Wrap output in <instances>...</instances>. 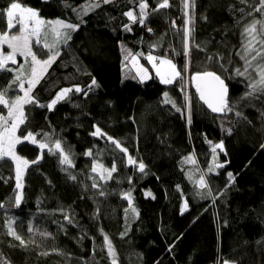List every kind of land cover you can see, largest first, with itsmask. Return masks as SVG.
Returning <instances> with one entry per match:
<instances>
[{
	"label": "trees",
	"instance_id": "obj_1",
	"mask_svg": "<svg viewBox=\"0 0 264 264\" xmlns=\"http://www.w3.org/2000/svg\"><path fill=\"white\" fill-rule=\"evenodd\" d=\"M18 2L46 21L80 25L67 44L59 45V57L33 90L39 105L50 103L64 88L79 86L87 95L73 91L51 111L25 106L27 120L18 135L37 134L48 148L61 140L73 166L62 165L58 152L21 143L17 152L28 161L43 157L27 170L17 207L15 162L0 160V264H112L104 235L111 240L117 264H264V94L246 97L249 81L235 75V69L244 70L240 55L245 26L264 19L253 11L259 0H194V9L189 0L187 56L183 0H169L170 6L159 11L153 9L163 0H147L144 25L124 15L132 10L138 16L139 0H111L87 14L86 5L97 0ZM9 3L0 0V10ZM0 30H6L4 16ZM32 49L39 59L48 58L42 44L34 42ZM125 50L142 64H151L149 54L170 59L183 74L188 65L191 123L182 77L172 84L161 83L157 76L140 83ZM206 71L225 78L231 112L214 115L199 99L192 76ZM14 75L0 71V89ZM93 78L98 87L89 89ZM165 92L176 107L164 103ZM20 94L14 86L6 98ZM0 115H7L2 105ZM96 127L127 148L137 165L128 164V155L106 137L91 135ZM220 142L226 155L218 149L217 161L225 166L208 173L212 145ZM89 149L91 156L86 155ZM188 156L196 163H184ZM141 161L143 173L138 170ZM94 163L106 168L115 163L118 171L100 182L91 171ZM202 172L211 196L194 183ZM125 193H131L138 216L126 214ZM185 201L187 210L181 214ZM10 221L24 245L8 234Z\"/></svg>",
	"mask_w": 264,
	"mask_h": 264
},
{
	"label": "snow or ice",
	"instance_id": "obj_2",
	"mask_svg": "<svg viewBox=\"0 0 264 264\" xmlns=\"http://www.w3.org/2000/svg\"><path fill=\"white\" fill-rule=\"evenodd\" d=\"M111 0H97L96 3L86 5L84 9V14H87L89 10H93L100 6V4H108ZM185 8L186 27L184 30V45L185 51L184 54L188 55V41L191 37V29L187 27L191 23V17H189L188 9L190 7L189 0H183ZM169 0H163L162 3H159L156 9L153 11H159L160 9L168 8ZM191 7L194 9L195 2L192 0ZM139 19L137 14L132 10H129L124 13L125 16L129 18L133 23H136L137 20L141 25L145 24V19L148 16V2L147 0H139ZM243 11V10H242ZM253 11L261 13L264 15V0H259L257 7ZM252 13L250 12L249 15ZM0 16L6 17V31L0 33V46L7 45L11 51L7 54L0 52V71L15 73L13 78L10 80L9 84L4 88L0 89V105L4 106L7 109V115H0V160L10 159L15 162V178H16V188L22 189L24 171L29 166V161L21 158L16 153L17 145L25 141H31L33 144H38V147L43 150L48 148L46 142H40L36 139L37 134L28 132L26 135H17L18 130L21 125H24L27 120L25 113V106L29 104L38 105L40 107H45L47 110L51 111L58 101L64 100L69 93L75 91L76 93H84L87 95V92H84L79 86H74L73 88H64L61 89L56 96L51 100L47 105H39L35 96L32 95L33 90L47 75L49 68L54 64L57 58L60 55L59 45L61 43L67 44L71 40V33L77 31L80 27L79 24L67 23L63 20L57 19L54 21H46L40 17L37 10L32 9L31 7L22 6L18 0H10V3L7 8L0 10ZM259 25V29L257 26ZM126 30L131 31L128 25L124 26ZM13 28H18V34H10ZM151 31V29H148ZM244 34H246L247 42L244 44V52L240 55V58L244 61V70L241 71L239 68L235 69V75L238 77H245L248 79L249 84L248 88L250 91L245 93L246 97L253 96L257 93L264 94V63L258 61H264V19L262 20H252V22L245 26ZM51 42H49V38ZM258 37H260L258 39ZM42 44V46L48 50V58L45 60L38 59L36 53L32 49V44ZM259 44L260 47L257 48L256 45ZM153 47H156L153 45ZM198 47V46H197ZM126 51V50H125ZM19 55L24 58V64H18L16 56ZM131 57L132 61H136V56L132 55L130 52L126 51L125 60H128ZM149 62H152L153 67L156 69L157 76L160 77L161 83L163 84H172L177 79L181 78V71L177 69V66L167 58H157L149 54L147 57ZM159 59V64L157 65L155 61ZM254 61L257 63L254 66ZM9 62L12 65H17V67H9ZM25 65L28 66L27 71L25 70ZM137 67V74L141 76V79L147 78V70L138 64L134 65ZM187 67V65H186ZM223 68V65H221ZM253 69L256 73L258 79L253 78L252 74L249 72V69ZM226 72L227 69H224ZM192 81L194 82L196 92L199 96V99L211 110L212 113L223 114L232 111V107L229 104L228 98V85L225 81V78H222L221 75H218L216 72L206 71L203 73H195L192 76ZM27 84V87H25ZM14 86H18V90L23 92L22 96H16L14 99L6 98L7 93L10 89H13ZM93 86L98 87L96 80L93 78L89 89ZM164 103L171 104L173 107H176L175 102L168 96V93H164ZM187 103V120L191 123V105L188 97L186 96ZM177 112H180V108H176ZM240 115V113H236ZM230 132V130H229ZM94 137H106L107 140L115 146L116 149H119L125 155H128L127 148H124L121 143L115 140L111 136H107L106 133H103L99 127L95 128V131L91 133ZM45 140L50 141L51 136L47 133L44 134ZM211 143V141H209ZM264 147V145H262ZM224 152L223 142L216 143L212 145L211 152L213 154V163L208 166L207 172L213 173L218 168H223L225 165L217 161V150ZM48 151L53 155L59 153L60 163L62 165L73 166L72 159L69 152H66L62 146L61 140L57 139L54 142V147L48 148ZM86 155L91 156L92 150L89 149ZM33 161L32 163H36ZM184 163L195 164L196 161L193 156L185 157ZM128 164L137 165V161L130 155H128ZM145 165L141 161L138 164V170L144 172ZM91 171L93 173H98L100 179L107 182L112 179L113 173L118 171L115 163L111 168H106L103 165L94 163ZM230 181H234V176L231 172L227 173ZM206 173H201L199 179L194 183L199 189H208L206 195L211 196V190L208 188L207 181L205 179ZM75 179V176L71 177ZM191 179V175L189 176ZM131 183V180H129ZM98 185L94 182L92 187H97ZM204 193L197 192L196 195H203ZM100 195H104L103 192ZM124 197L128 200L129 207L125 209L126 214L134 213L139 215L136 208L132 205L131 193H125ZM22 199V193H18L15 197V205L19 207ZM4 205L0 204V208H3ZM187 210V201L181 208V214ZM65 219L69 223H72L71 219L68 216H65ZM30 232L32 228L28 229ZM9 235L13 236L16 240L20 241L21 245H24V240L16 234L15 230L12 228V222H9ZM47 235V233H42ZM126 233H122L124 235ZM104 243L107 247L108 255L112 258V264H117V256L115 249L111 243V240L107 235H104ZM170 250V249H169ZM47 253H45L46 255ZM224 264H228L227 261Z\"/></svg>",
	"mask_w": 264,
	"mask_h": 264
},
{
	"label": "rangeland",
	"instance_id": "obj_3",
	"mask_svg": "<svg viewBox=\"0 0 264 264\" xmlns=\"http://www.w3.org/2000/svg\"><path fill=\"white\" fill-rule=\"evenodd\" d=\"M23 6V5H22ZM35 10V9H34ZM40 15V14H39ZM41 17V16H40ZM42 18V17H41ZM45 20V19H44ZM61 20V19H60ZM49 21H53V20H49ZM66 22V21H65ZM257 28L259 29V25L257 26ZM6 31V30H5ZM0 33H3L1 30H0ZM10 34H18V28H13L12 29V32L10 33ZM71 36H72V34H71ZM260 37H258V39H259ZM247 39H250V37L249 38H246V34H244V39H243V47H242V50H241V52H242V54H243V52H244V44L247 42ZM34 43V42H33ZM32 46H33V44H32ZM256 47L257 48H259L260 47V45L259 44H257L256 45ZM11 51V49H9L8 47H7V45H3V46H0V52H2V53H4V54H7V53H9ZM20 58L22 59V60H24V58L23 57H21V56H19V55H17L16 56V59H17V61H18V64H19V62H20ZM39 59V58H38ZM258 62H261V63H264V61H258ZM155 63L158 65L159 64V61H155ZM254 63V66H255V64L257 63V61H254L253 62ZM9 64H11L10 62H9ZM136 64H138L139 66H142L144 69H146L147 70V78H145V79H141V76L140 75H138L137 74V67L136 66H134V65H136ZM188 64V63H187ZM244 65V64H243ZM128 66H130L134 71H135V73H136V76H135V79L138 81V82H140V83H146V82H148L153 76H157V74H156V69L153 67V64H152V62H151V64L150 65H148V64H146V63H140V61H139V59H136V61H131L130 60V62L128 63ZM244 67H245V65H244ZM177 69H178V67H177ZM179 70V69H178ZM249 72L252 74V76H253V78H256V79H258V77L256 76V73L253 71V69H249ZM181 77H182V84H183V91H184V93L186 94V95H188V98H189V96H190V86H191V74L189 73V68H188V65H187V67L185 68V70H184V74L181 72ZM157 77H159V76H157ZM159 79H160V77H159ZM25 87H27V84H25ZM23 95V92H21V94H20V96H22ZM59 102V101H58ZM22 126V125H21ZM20 126V127H21ZM18 132H19V130H18ZM18 132H17V135H18ZM37 139V138H36ZM25 142H29V143H31V141H25ZM22 143H24V142H22ZM33 144V143H32ZM20 145V144H19ZM19 145H17V147L19 146ZM35 145H37L38 146V144H35ZM17 147H16V153H17V155L18 156H20L21 158H23V159H26V158H24L23 156H21L18 152H17ZM47 149L48 148H45V149H43V150H41L42 152H44V151H47ZM42 157H43V155L41 156V158H39L38 160H37V162H39V161H41L42 160ZM27 160V159H26ZM36 162V163H37ZM33 164H35V163H32V162H30L29 161V166L27 167V169H25V171H24V176H23V181H22V184H23V187H22V189H17V194L18 193H22V196H23V191H24V186H25V175H26V173H27V170L29 169V167L31 166V165H33ZM95 177L96 178H100V176H99V174L97 173V174H95ZM100 182H103V180H101L100 179ZM17 219H16V217H12L11 218V221H16Z\"/></svg>",
	"mask_w": 264,
	"mask_h": 264
},
{
	"label": "water",
	"instance_id": "obj_4",
	"mask_svg": "<svg viewBox=\"0 0 264 264\" xmlns=\"http://www.w3.org/2000/svg\"><path fill=\"white\" fill-rule=\"evenodd\" d=\"M228 85V84H227ZM230 95V90H229V86H228V97ZM203 103V102H202ZM204 104V103H203ZM205 105V104H204ZM206 106V105H205ZM207 107V106H206ZM208 109V108H207ZM209 111H211L210 109H208ZM214 115H218L217 113H213Z\"/></svg>",
	"mask_w": 264,
	"mask_h": 264
}]
</instances>
